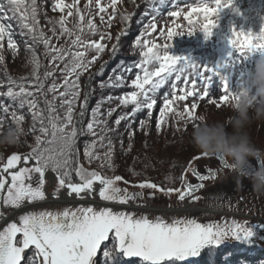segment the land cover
Returning a JSON list of instances; mask_svg holds the SVG:
<instances>
[{
    "label": "trees",
    "instance_id": "obj_1",
    "mask_svg": "<svg viewBox=\"0 0 264 264\" xmlns=\"http://www.w3.org/2000/svg\"><path fill=\"white\" fill-rule=\"evenodd\" d=\"M28 2L30 3L31 0ZM61 2L65 6L63 12L59 9L54 10L56 0H35V7L39 30L44 36L49 38L54 46L63 49L66 54L75 51L84 52V61L88 65L87 70L82 71L79 76V95L72 105V124L67 128L69 132L72 127L77 130L71 156L72 164L69 165L73 183H81L75 175V168L79 166L86 172L96 171L109 178L121 176L122 182L127 185L152 183L157 186L155 189L158 191L178 190L182 187L186 190L189 184L201 185L190 196H185L184 199L191 202L192 198L198 197L211 182L235 175L223 166L220 160L217 165L205 169L202 175L207 176V179L200 181L193 175L194 170L191 169L194 162L210 158L213 160L216 157L205 156L190 144L192 128L198 121L185 116L186 123L177 115L178 112H183L184 107L190 108L191 103L195 102L198 105L197 109L192 110L195 117L206 112L210 122L226 121L231 113L227 108L228 101L220 100L224 93L218 77H213L206 95L202 83L196 89L202 99L193 100L189 97L185 101L178 102L174 106V112L161 117L160 109L164 97L171 98V85L175 79L173 75L157 91L156 105L150 115L146 108H142L134 116L122 120L119 126L115 124V120L121 115L131 113L133 106H120L118 98L134 90L131 87V80L139 71L134 65L141 59L140 47L135 43L138 37L141 44L146 38L158 45L171 44L168 49L169 54L190 57L192 61L201 65L203 71L205 65L214 67L224 62L228 53L232 51L227 44L230 27L235 26L237 31L241 27L245 31L249 29L253 32L259 31L260 20L255 15L250 16L248 12L252 9L259 11L264 8L261 0H234L233 6H239L243 15L238 16L231 8H224L219 13L217 27L213 29L208 39L204 38L199 28L189 36L188 31L192 26L184 19V14L190 11V6H196L199 0H165L163 4L159 0H116L115 11L110 6L111 0H100V4L106 7V11L102 14L103 20L100 18L101 13L96 0H61ZM73 3L86 19L93 21L98 29L96 34L89 33L86 23H83L82 30H78L76 24L82 23L79 17L67 16V5ZM0 7L3 8V11H0V23L6 27V35L0 40V57H2L0 59V130L14 126L17 122L16 117H22L19 124L23 128V135L15 147L0 148V168H2L10 155L24 156L37 147V136H40L42 141L52 140L51 129L46 138L40 131L42 126H48L49 102L54 108L51 115L58 118V124L64 122L67 106L59 98V91L64 90L60 87L64 82V62L57 61L53 66L51 56L47 54L39 39V31L36 34L37 38L33 39V34L22 26L19 15L9 8L7 0H0ZM172 11H180L181 15L171 17L169 14ZM61 16L66 17L65 27L73 35L60 33L57 22ZM198 18L202 20V14L200 16L193 14L194 20ZM152 23L156 24L155 32L145 36L146 26ZM53 28L56 29L55 38ZM160 29L165 30V38L160 37ZM167 29L183 34L167 40ZM76 35L81 37L83 44L74 47L71 41ZM9 39L15 44L14 50L8 47ZM93 41L102 44L103 51L98 53L94 49L86 50L84 45ZM258 56L259 53H253L246 61L236 64L230 70V74L229 70H222L228 74L229 86L232 89L240 85L245 71L252 66ZM67 58L66 56L65 59ZM46 72H52L53 75L45 78ZM116 76H121L124 81L119 87L111 86ZM70 79L75 77L70 76ZM54 82L58 87L55 99L54 94L48 92V87ZM40 83L45 85L43 90L39 88ZM176 83L184 87L182 80ZM102 84L105 86L101 87ZM21 85L26 92L33 93L26 99L35 101L36 109L30 108L27 103L21 106L19 98L12 99L4 95L9 87H12L13 91H19ZM108 97L113 98L110 103L106 102ZM102 101L105 102L101 103ZM98 103L101 104L99 119L106 121V125L99 124L94 127V132L90 133L88 124L93 120V109ZM110 108L115 111L108 116L107 112ZM34 111L40 112L41 119L34 120ZM158 119L161 120L159 129L156 126ZM142 122L144 127H141ZM248 131L253 142L264 149V120L255 121ZM129 133L132 134L131 137ZM41 147L51 152H58L60 145L58 142L44 143ZM86 149L90 150L91 159L85 156ZM31 162L35 164L34 161ZM46 171L53 173L59 181L61 173L51 169ZM195 172L199 173L196 170ZM193 179H197L198 182L192 183ZM106 249L112 252L113 258L110 260H106L103 256ZM31 259H36L34 250H26L21 264H29ZM94 262L95 264H143L138 257H126L118 253L112 239L102 243L94 257ZM37 264H39L38 260ZM185 264H264V246L249 241L226 240L216 246L203 248L197 257L190 258Z\"/></svg>",
    "mask_w": 264,
    "mask_h": 264
},
{
    "label": "snow or ice",
    "instance_id": "obj_2",
    "mask_svg": "<svg viewBox=\"0 0 264 264\" xmlns=\"http://www.w3.org/2000/svg\"><path fill=\"white\" fill-rule=\"evenodd\" d=\"M159 2L163 4L165 0H159ZM7 3L9 8L19 15L22 26L33 34V39L37 38L36 34L39 31V39L42 41L47 54L51 56L53 66L57 61L64 62V82L60 85L64 90L59 91V98L67 106V111L64 122L58 124V118L51 115L54 108L52 103L49 102L48 126H42L40 131L46 138L49 129H51L52 140L45 139V141H42L41 137L37 136V147H34L29 154L24 156L12 154L0 168V192L6 190V195L2 197L3 204L19 208L25 202L33 203L44 200L45 192L42 189L45 182V172L48 169L61 173L58 186L59 188L67 187L70 195L73 193L80 195L86 191L91 192L94 184L98 183L101 185L99 196L102 200L120 204L127 203L129 200L127 191H122L117 186V182L123 179L121 176L109 178L96 171L86 172L83 168L77 166L75 175L81 183L72 182L69 165L72 164L71 156L77 130L72 127L69 132L67 128L72 124V105L79 95V76L82 71L87 70L88 66L84 61L85 53L75 51L66 54L63 49L54 46L51 40L44 36L43 32L39 30L35 0H31L30 3L28 0H7ZM233 4L234 0H199L196 6H190V11L184 14V19L188 25L192 26L188 31V35H193V31L198 27L204 38L208 39L213 29L217 27L219 13L224 8H231L232 12L238 16L243 15L238 9L234 8ZM96 5L101 13L100 18L103 20L102 14L106 11V7L100 4V0H96ZM110 6L115 11L116 0H111ZM67 8V16H78L80 22H82L76 24L78 30H82L83 23H86L89 33L96 34L98 32L93 21L86 19L75 3L67 5ZM55 9H59L61 12L65 10L61 0H56ZM0 11H3L2 7H0ZM193 14L197 16L202 14V20L199 18L194 20ZM169 15L178 17L181 12L172 11ZM57 23L61 34L73 35L65 27V16H61ZM155 30L156 24L152 23L146 26L144 35L150 36ZM159 31L160 37L165 38V30L160 29ZM229 31L227 44L232 51L228 53L224 62L214 67L205 65L203 71H201V65L192 61L190 57L169 54L168 49L172 46L171 44L158 45L147 38L141 44L138 37L135 43L140 47L139 55L141 59L134 65L139 70L135 78L131 80V87L134 90L118 98L120 106L132 105V111L118 117L115 124L119 126L122 120L128 118V116H134L142 108H146L150 115L156 105L157 91L173 75L175 79L171 85V98L164 97L163 106L160 109L161 117L174 112V106L189 97L193 100L202 99L196 89L202 83L206 95L213 77L219 78L223 89L224 94L221 95L220 100L229 101L233 96L232 88L229 86L228 74H225L222 70L227 69L230 74V70L236 64L246 61L251 52L257 50L264 52V24H261L258 32H253L250 29L245 31L242 27L237 31L235 26L230 27ZM53 33L55 38V28H53ZM182 34V32L167 29L166 39L172 40L174 36ZM5 35L6 27L3 23H0V40H3ZM71 43L75 47L83 44V41L79 35H76ZM84 46L86 50L94 49L98 53L103 51V45L94 41ZM8 47L9 49H15V44L10 39ZM66 56L68 57L67 60L65 59ZM93 60H95V57H93ZM34 75H36L35 72ZM44 75L47 78L53 73L46 72ZM70 76L75 77V79H70ZM37 79H39V76H37ZM181 80L184 87H180L176 83ZM123 83L122 77L116 76L111 86L119 87ZM44 86V83H40L39 88L43 90ZM104 86V84L101 85V87ZM57 91L58 87L55 82L48 87V92L54 94V99ZM4 95L12 99L19 98L21 106L27 103L30 108H37L35 101L26 99V97H31L33 93L26 92L23 85L20 86L19 91H13V88L9 87ZM112 99V97H108L106 102L110 103ZM103 102L105 101L101 103ZM100 107L101 104L98 103L96 108L93 109V120L88 124V132L90 133L94 132L95 126L102 123L106 125V121L99 119L101 115ZM197 107V103L193 102L190 108L184 107L183 112H178L177 115L180 118L183 114L188 119L194 120L195 116L192 110L197 109ZM114 111L115 109L110 108L107 115L111 116ZM33 118L34 120L41 119L40 112L34 111ZM21 119L22 117H16L17 122H20ZM156 126L158 129L161 127L160 119L157 120ZM141 127H144V122H142ZM131 135L129 133L130 137ZM57 142L60 145L58 152H51V150L41 147L44 143ZM91 147L89 146V148ZM46 152H51V154L46 155ZM85 156L92 158L90 150L86 149ZM21 161L25 165L31 161H34L35 164L33 167H18ZM221 164L226 166L223 161H221ZM33 173L39 174L40 177L36 187L29 183ZM193 175L197 176L200 181L208 178L195 171H193ZM181 180L183 182V177ZM139 186L152 189L157 187L155 184L147 182ZM200 186L189 184L186 186V190L183 188L178 190L179 198L183 200L185 196H190ZM53 194H56L55 190ZM253 235L254 232L251 226L235 221L223 225L216 223L202 224L194 219H174L168 222L162 218L150 219L145 216L137 218L127 213L114 212L110 208L94 210L92 207H87L77 211L65 210L59 214L52 212L26 213L19 217V223H10L0 231V264H21L25 250L29 249L34 250L36 258L31 259L29 264H37V260L39 264H95L94 257L97 255L102 243L109 240L110 236L118 253H122L126 257H138L143 264H185L190 258L197 257L203 248L216 246L225 238L231 237L238 241L247 242ZM103 256L106 260L113 258L112 252L107 249L104 251Z\"/></svg>",
    "mask_w": 264,
    "mask_h": 264
},
{
    "label": "rangeland",
    "instance_id": "obj_3",
    "mask_svg": "<svg viewBox=\"0 0 264 264\" xmlns=\"http://www.w3.org/2000/svg\"><path fill=\"white\" fill-rule=\"evenodd\" d=\"M210 159L194 162L193 168L191 170H196L202 175L207 167H212L218 164L219 158L216 157L213 160ZM251 163L256 165L257 161L253 159L251 160ZM30 182L32 185H38L39 176L36 173H33L32 179L29 181V183ZM197 182V179L192 180V183L194 184ZM139 185L140 184L127 185L124 184L122 180L117 182V186L122 191L126 190L129 196V200L125 204L104 201L100 197L99 200L119 205H130L142 209L159 208L168 211H135L93 204H64L60 206L47 204L24 209L10 217L11 214H7L9 212L7 211L8 208L1 209L0 206V220L3 221L5 218L10 217L0 227V231H2L10 223H19V217L26 213L38 214L40 212H52L54 214H59L65 210L77 211L78 209L87 207H92L94 210L110 208L114 212L127 213L137 218L141 216H145L150 219L162 218L168 222H171L174 219H194L198 223L202 224L216 223L223 225L225 223L231 224L233 221H235L253 228L254 235L249 240V242L264 246V193L256 192L253 189L251 181L248 179H238L235 175H233L227 176L224 179L216 182H211L198 197L192 198L193 200L191 202L188 199L181 200L179 198L178 190L182 189L183 187L178 190L158 191L156 189L147 187L141 188ZM77 199H85V197H77ZM1 204L2 197H0V205ZM194 205L197 207H194ZM4 207H6L5 204ZM109 239H112L111 236ZM226 240H233V238H225L223 241Z\"/></svg>",
    "mask_w": 264,
    "mask_h": 264
},
{
    "label": "clouds",
    "instance_id": "obj_4",
    "mask_svg": "<svg viewBox=\"0 0 264 264\" xmlns=\"http://www.w3.org/2000/svg\"><path fill=\"white\" fill-rule=\"evenodd\" d=\"M234 8L240 12L239 6ZM248 14L264 24V8L252 9ZM253 53H259L258 58L245 71L240 85L232 89L233 96L227 103L231 115L226 121L210 122L206 112L197 114L190 144L206 156L219 158L238 179L250 180L256 192L264 193V149L253 142L248 131L255 121L264 120V52L257 50L250 55ZM180 119L185 120V116L181 114ZM22 135L19 122L0 130V148L15 147ZM253 159L256 165L251 163Z\"/></svg>",
    "mask_w": 264,
    "mask_h": 264
},
{
    "label": "flooded vegetation",
    "instance_id": "obj_5",
    "mask_svg": "<svg viewBox=\"0 0 264 264\" xmlns=\"http://www.w3.org/2000/svg\"><path fill=\"white\" fill-rule=\"evenodd\" d=\"M25 166L26 167H33L34 163L29 162L28 164L25 165L24 162L21 161V163L18 165V167H25ZM37 175L39 176V174H37ZM6 178H7V176H6ZM39 179H40V177H39ZM58 183H59V181L56 179L54 174L52 177L51 175L48 174L47 171L45 172V185H43V189H42L45 192V197H46L45 200L59 199V197H66V198H69L72 200H90V201L94 200V199L99 200V197H100L99 191H100L101 185H99L98 183L94 184L91 192L86 191V192L81 193L80 195H76L74 193L70 195L68 188L67 187L59 188ZM36 186H38V185L37 184L33 185V187H36ZM54 190H55L56 194H53ZM4 195H6V190H4L3 192H0V197H3ZM77 197H85V199H77ZM99 201H101V200H99ZM25 204H27V202H25ZM65 205H67V204H65ZM74 205H85V204H74ZM0 206H1V209L8 208L7 211H9V212L7 214H9L12 211V209L16 208V207H13L10 205H5L6 207H4L3 202ZM25 252H26V250H25Z\"/></svg>",
    "mask_w": 264,
    "mask_h": 264
},
{
    "label": "water",
    "instance_id": "obj_6",
    "mask_svg": "<svg viewBox=\"0 0 264 264\" xmlns=\"http://www.w3.org/2000/svg\"><path fill=\"white\" fill-rule=\"evenodd\" d=\"M49 175H51L53 177V174L51 172H48ZM47 204H54V205H63V204H70V205H74V204H93V205H100V206H104V207H113V208H119V209H125V210H135V211H140V210H148V211H152V212H167L168 210H164V209H155V208H146V209H142V208H137V207H133L130 205H119V204H115V203H107V202H103V201H99V200H72L66 197H59V199H49V200H45V201H40V202H33V203H27L19 208H14L12 209V211L10 212V217L24 209L27 208H32V207H36L39 205H47ZM197 207V206H194ZM193 207V208H194ZM191 209V208H190ZM5 218L3 221L0 222V227L4 224V222L9 219Z\"/></svg>",
    "mask_w": 264,
    "mask_h": 264
}]
</instances>
